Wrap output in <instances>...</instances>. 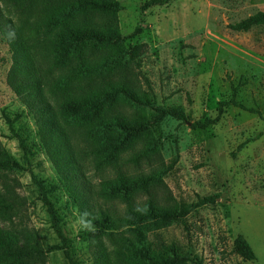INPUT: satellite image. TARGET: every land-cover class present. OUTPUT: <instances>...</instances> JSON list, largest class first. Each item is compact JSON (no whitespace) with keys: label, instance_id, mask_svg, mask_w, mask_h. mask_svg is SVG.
I'll return each instance as SVG.
<instances>
[{"label":"rangeland","instance_id":"1","mask_svg":"<svg viewBox=\"0 0 264 264\" xmlns=\"http://www.w3.org/2000/svg\"><path fill=\"white\" fill-rule=\"evenodd\" d=\"M146 1L119 0V28L126 47L147 45L139 88L159 106L183 107L188 119L167 115L157 127V149L151 159L129 162L133 173L165 170L147 190L135 193L136 200L174 207L193 205L199 197L219 193L216 203L194 205L187 215L157 233L179 245L188 257L186 264H264V25L248 31L231 27L264 10V0H173L143 10ZM0 6L22 33H31L22 21V17L29 23L33 20L26 14L27 1L0 0ZM25 45H36L45 60L52 55L45 29L35 32ZM14 53L9 39L0 34V142L23 165L22 169H0L2 180L18 196L17 214L11 218L0 214V227L15 233L34 229L46 249L60 242L35 175L58 186L49 197L62 217L77 264H93L89 229L43 146L33 114L8 84ZM222 101L230 104L224 105L217 122L205 128L193 126L196 121L216 118ZM7 116L14 120L26 150ZM132 152L124 153L126 159ZM104 171L91 162L84 173L100 186L107 176ZM116 205L124 207L120 202ZM239 234L251 244L256 259L244 260L233 251ZM35 264L70 261L63 250H53Z\"/></svg>","mask_w":264,"mask_h":264},{"label":"trees","instance_id":"2","mask_svg":"<svg viewBox=\"0 0 264 264\" xmlns=\"http://www.w3.org/2000/svg\"><path fill=\"white\" fill-rule=\"evenodd\" d=\"M22 17L30 34L6 16L0 6V34L9 39L14 63L8 84L33 114L45 150L65 181L81 217L88 227L93 264H186L188 257L175 242L163 239L157 230L187 215L191 207L214 204L219 193L199 197L193 205L166 207L152 200L141 204L135 193L147 190L165 170L148 174L133 173L129 162L151 159L157 149L155 134L161 121L171 115L181 121L188 117L183 107L157 105L139 88L145 43L126 47L119 28V0H23ZM173 0H147L142 9L164 6ZM264 25V10L231 27L248 31ZM45 29L51 38L48 60L25 44L33 34ZM238 104L235 100L231 101ZM222 101L214 119L196 121L205 128L217 122L223 112ZM245 108L244 105H240ZM130 108L134 110L128 112ZM252 112L253 109H248ZM11 130L26 150L24 139L6 117ZM137 143L142 145L133 149ZM132 150L126 159L124 153ZM104 169L107 176L96 186L85 175L89 163ZM22 169L0 142V169ZM42 194L60 242L46 249L34 229L18 233L0 227V264H35L49 251L63 250L70 264H77L71 240L65 235L62 217L49 194L58 189L33 175ZM18 196L12 185L0 176V214H17ZM124 204L121 210L116 203ZM153 236V237H152ZM233 251L244 260L256 259L251 244L242 234L234 240ZM202 264V262H197Z\"/></svg>","mask_w":264,"mask_h":264}]
</instances>
